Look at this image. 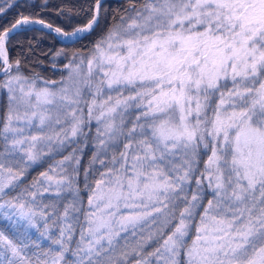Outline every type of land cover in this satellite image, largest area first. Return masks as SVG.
Returning <instances> with one entry per match:
<instances>
[{
	"label": "snow or ice",
	"instance_id": "6c2138e0",
	"mask_svg": "<svg viewBox=\"0 0 264 264\" xmlns=\"http://www.w3.org/2000/svg\"><path fill=\"white\" fill-rule=\"evenodd\" d=\"M50 7L0 0V264H264V0Z\"/></svg>",
	"mask_w": 264,
	"mask_h": 264
},
{
	"label": "trees",
	"instance_id": "16d2710c",
	"mask_svg": "<svg viewBox=\"0 0 264 264\" xmlns=\"http://www.w3.org/2000/svg\"><path fill=\"white\" fill-rule=\"evenodd\" d=\"M62 2H67V0H49V3L52 7L47 9L45 13H41V16L46 20H50V21H54L56 23H59V21L57 20V18L54 15V11H55V5L60 4ZM123 2H124V0H108L109 12H111L113 9H119L120 5ZM36 11H39V9H37ZM8 15H9V19H11L12 13L9 12ZM0 23H2V22H0ZM99 31H100V29L98 28L97 32H99ZM28 35L29 36L34 35L36 37H43L40 40V44L37 48V58L43 62V66L39 67L36 64H32V65H30V67L34 71L39 72L45 79H51V80L58 79L59 76L61 75V73L52 71V69L50 67V62H49V56H45L41 53L47 51L48 49H52L53 51H55L57 48L61 47L62 45L57 40H55L52 36H46L43 33H29ZM22 38L23 37H19V36L16 37V39H22ZM76 47H79V46L77 45ZM13 55H14L13 50L10 48L9 49L10 60L13 58ZM65 62L66 61H59L58 63L60 65H62V63H65ZM22 64H23V62H22ZM25 71H27V69H25ZM89 156H90V153L84 156V158L82 159V164L86 165ZM59 157L60 156H57L56 159H58ZM46 167H47V165H45L44 167L36 168V170L32 173V175L35 176L39 172L45 171Z\"/></svg>",
	"mask_w": 264,
	"mask_h": 264
},
{
	"label": "rangeland",
	"instance_id": "374dc122",
	"mask_svg": "<svg viewBox=\"0 0 264 264\" xmlns=\"http://www.w3.org/2000/svg\"><path fill=\"white\" fill-rule=\"evenodd\" d=\"M61 158H62V157H59L58 159H61ZM48 195H49L48 193L45 194V196H48Z\"/></svg>",
	"mask_w": 264,
	"mask_h": 264
},
{
	"label": "water",
	"instance_id": "95a60500",
	"mask_svg": "<svg viewBox=\"0 0 264 264\" xmlns=\"http://www.w3.org/2000/svg\"><path fill=\"white\" fill-rule=\"evenodd\" d=\"M37 27H39V26H37Z\"/></svg>",
	"mask_w": 264,
	"mask_h": 264
}]
</instances>
